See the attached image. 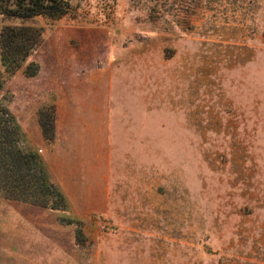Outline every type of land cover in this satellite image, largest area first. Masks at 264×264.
<instances>
[{
  "label": "rangeland",
  "instance_id": "374dc122",
  "mask_svg": "<svg viewBox=\"0 0 264 264\" xmlns=\"http://www.w3.org/2000/svg\"><path fill=\"white\" fill-rule=\"evenodd\" d=\"M70 2L0 12L41 33L0 64V109L45 162L60 87L110 56L111 215L0 192V264H264V0ZM145 106L155 137L133 121Z\"/></svg>",
  "mask_w": 264,
  "mask_h": 264
},
{
  "label": "crops",
  "instance_id": "0c3cea01",
  "mask_svg": "<svg viewBox=\"0 0 264 264\" xmlns=\"http://www.w3.org/2000/svg\"><path fill=\"white\" fill-rule=\"evenodd\" d=\"M108 57L102 70L98 66L90 74H83L81 80H68L71 87L67 82L66 87H60L56 138L45 149L51 182L80 216L87 215L96 204L108 209L111 215V132L115 109H111ZM150 109L147 106L132 109L133 121L139 123L144 118L149 123L146 130L155 137L162 130V122L158 125L149 121Z\"/></svg>",
  "mask_w": 264,
  "mask_h": 264
},
{
  "label": "trees",
  "instance_id": "16d2710c",
  "mask_svg": "<svg viewBox=\"0 0 264 264\" xmlns=\"http://www.w3.org/2000/svg\"><path fill=\"white\" fill-rule=\"evenodd\" d=\"M71 6L70 0H0V12L13 10L62 13ZM34 32V35L29 33ZM41 33L30 28H0V64L18 68L31 56ZM2 82L0 81V93ZM0 109V192L15 200L56 209L51 198L65 200L61 190L48 175L45 162L35 152H25L18 145L17 127Z\"/></svg>",
  "mask_w": 264,
  "mask_h": 264
}]
</instances>
